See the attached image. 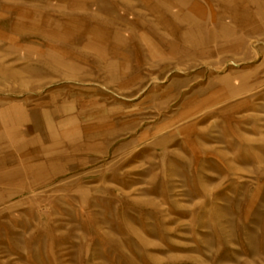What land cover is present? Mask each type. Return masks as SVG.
Returning <instances> with one entry per match:
<instances>
[{
	"label": "rangeland",
	"instance_id": "1",
	"mask_svg": "<svg viewBox=\"0 0 264 264\" xmlns=\"http://www.w3.org/2000/svg\"><path fill=\"white\" fill-rule=\"evenodd\" d=\"M0 264H264V0H0Z\"/></svg>",
	"mask_w": 264,
	"mask_h": 264
}]
</instances>
